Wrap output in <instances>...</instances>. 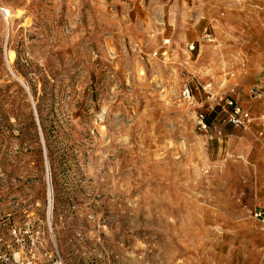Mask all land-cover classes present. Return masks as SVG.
Instances as JSON below:
<instances>
[{"label": "rangeland", "instance_id": "1", "mask_svg": "<svg viewBox=\"0 0 264 264\" xmlns=\"http://www.w3.org/2000/svg\"><path fill=\"white\" fill-rule=\"evenodd\" d=\"M171 4L0 0V264H264V70Z\"/></svg>", "mask_w": 264, "mask_h": 264}, {"label": "crops", "instance_id": "2", "mask_svg": "<svg viewBox=\"0 0 264 264\" xmlns=\"http://www.w3.org/2000/svg\"><path fill=\"white\" fill-rule=\"evenodd\" d=\"M171 7L170 20L174 23L193 21L211 24L220 44V48L217 46L220 49L217 55L228 57L237 71L249 72L253 68H257L258 72L264 70V0H172ZM179 7L183 9L182 14H177ZM223 66L224 59L211 58L208 64H202L201 71L213 72ZM241 77L252 84V78H245L243 74ZM251 84L242 81L239 96L256 119L259 118L256 116L264 114V87L254 97L249 93ZM252 136L250 131L244 135V151L239 154L241 158L248 160L253 156L246 153L247 146H255L254 139L257 138L253 139ZM259 143L264 147L262 142Z\"/></svg>", "mask_w": 264, "mask_h": 264}, {"label": "built area", "instance_id": "3", "mask_svg": "<svg viewBox=\"0 0 264 264\" xmlns=\"http://www.w3.org/2000/svg\"><path fill=\"white\" fill-rule=\"evenodd\" d=\"M182 98L187 101V102H191L193 99H192V96H191V93H190V90L187 86H183V90H182ZM231 102H229V104L231 105ZM241 117V118H238V116ZM228 120H230L231 122L235 123V124H242L244 121H247L248 117H247V114L245 113H239V110L237 108H234L232 113L228 116ZM204 121V120H203ZM200 127L201 129H206V123L205 122H202V119L200 120ZM262 213L259 211V212H256L254 213V217L256 218H262Z\"/></svg>", "mask_w": 264, "mask_h": 264}, {"label": "bare ground", "instance_id": "4", "mask_svg": "<svg viewBox=\"0 0 264 264\" xmlns=\"http://www.w3.org/2000/svg\"><path fill=\"white\" fill-rule=\"evenodd\" d=\"M3 15H4V10H3Z\"/></svg>", "mask_w": 264, "mask_h": 264}]
</instances>
